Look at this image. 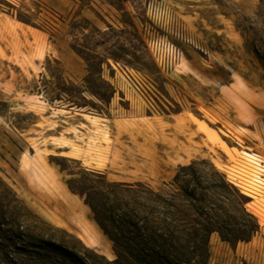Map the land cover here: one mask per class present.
I'll return each instance as SVG.
<instances>
[{"label": "rangeland", "instance_id": "obj_1", "mask_svg": "<svg viewBox=\"0 0 264 264\" xmlns=\"http://www.w3.org/2000/svg\"><path fill=\"white\" fill-rule=\"evenodd\" d=\"M63 1L77 8L0 0V115L20 130L38 124L28 140L1 139L0 264H127L131 195L146 202L172 192L179 167L202 161L249 198L260 225L249 242L213 234L210 264H264V0H162L187 35L170 37L181 57L169 74L147 46L156 0ZM45 43L55 55L67 45L85 75L45 57ZM13 93L36 102L10 113ZM43 102L86 116L57 128L67 113Z\"/></svg>", "mask_w": 264, "mask_h": 264}, {"label": "trees", "instance_id": "obj_2", "mask_svg": "<svg viewBox=\"0 0 264 264\" xmlns=\"http://www.w3.org/2000/svg\"><path fill=\"white\" fill-rule=\"evenodd\" d=\"M19 21L30 25L22 17ZM172 186V192H152L155 199L146 198V202L131 195L134 206L127 215V264H210L213 234L234 244L249 242L259 233V222L247 209L249 198L213 164L202 161L179 167ZM134 188L127 184L129 192L135 193ZM96 222L116 244L107 227Z\"/></svg>", "mask_w": 264, "mask_h": 264}, {"label": "crops", "instance_id": "obj_3", "mask_svg": "<svg viewBox=\"0 0 264 264\" xmlns=\"http://www.w3.org/2000/svg\"><path fill=\"white\" fill-rule=\"evenodd\" d=\"M44 2H46L48 5H50L53 9L60 11L62 13H68L70 11L74 12L75 9L77 8V5L75 3H68L67 1H63V0H42ZM13 32L11 33L12 38L16 39H20L21 42L24 41V37L22 38L21 33H19V30H17L18 32H15L16 29H12ZM21 32L23 34H26L27 36H35L34 34L30 33L29 31L26 30H21ZM18 39H17V43H15L16 41H14L15 44H18ZM9 41V40H8ZM33 42V40L31 41ZM11 47H13L12 43H10ZM4 49V48H2ZM43 53L45 54V57L48 58H56L57 60H59L64 69L65 72L68 74H73L74 76H79L82 77L85 75V67L84 65L77 59L75 58L69 51H68V47L67 45H63L61 47V49H57L56 53H58V55H55V52L52 51L49 43H45L44 47H43ZM11 56V55H9ZM11 99H9L10 102V113H14V112H19V108L25 107V105H30V104H26V102L28 101L29 103H35L36 99H29L30 96L24 95V94H20V93H13V95H11ZM40 98H42V96H40ZM40 100V99H39ZM60 102H63L62 100H60ZM44 107H47L48 112L52 113V111H56V112H66L67 115H64L63 118L60 119V123L57 125V128L63 127V125L68 124V121H70L71 119H74L76 116H86V114H80L77 113V109L75 107L72 106H57L56 108L52 107L51 104H46V102H43ZM35 107H38L37 105H33ZM59 107V108H58ZM65 108H68L65 109ZM61 115V114H60ZM39 117L40 114H39ZM7 118L5 116H1L0 115V144H1V139L3 138V136H7V135H12L17 137L19 140H28L30 138V134L35 130L34 127L37 126L38 124L35 125H31L29 126L27 129L24 130H20L18 128H16L15 126L9 124V122H7ZM11 125V126H10ZM5 126H8L9 130L8 131ZM103 127H109L103 124ZM101 131H104L105 129L100 128ZM53 128H46L43 131L44 137L43 138H48V139H53L54 137L50 135V133L53 131ZM113 142H115V140H112ZM122 142L125 144H127V136L126 133H124V136L122 138ZM124 153H126V151H124ZM48 155H52L51 153H49ZM48 167H50L48 165ZM83 238V237H81Z\"/></svg>", "mask_w": 264, "mask_h": 264}, {"label": "built area", "instance_id": "obj_4", "mask_svg": "<svg viewBox=\"0 0 264 264\" xmlns=\"http://www.w3.org/2000/svg\"><path fill=\"white\" fill-rule=\"evenodd\" d=\"M146 11L156 33L148 37V49L154 56L162 73L169 74L176 71L180 63L181 53L170 40V37L187 40L184 24L173 9L162 0L149 2ZM130 75L132 77L130 80L136 88L139 91L140 88L143 89V85L138 78L132 74Z\"/></svg>", "mask_w": 264, "mask_h": 264}, {"label": "bare ground", "instance_id": "obj_5", "mask_svg": "<svg viewBox=\"0 0 264 264\" xmlns=\"http://www.w3.org/2000/svg\"><path fill=\"white\" fill-rule=\"evenodd\" d=\"M27 158V157H26ZM35 167H37L36 164H34ZM81 240H83L84 242H86V240L84 238H80Z\"/></svg>", "mask_w": 264, "mask_h": 264}]
</instances>
